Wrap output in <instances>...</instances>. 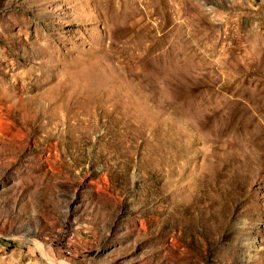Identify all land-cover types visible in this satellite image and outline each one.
<instances>
[{
	"label": "rangeland",
	"instance_id": "1",
	"mask_svg": "<svg viewBox=\"0 0 264 264\" xmlns=\"http://www.w3.org/2000/svg\"><path fill=\"white\" fill-rule=\"evenodd\" d=\"M0 264H264V0H0Z\"/></svg>",
	"mask_w": 264,
	"mask_h": 264
},
{
	"label": "bare ground",
	"instance_id": "2",
	"mask_svg": "<svg viewBox=\"0 0 264 264\" xmlns=\"http://www.w3.org/2000/svg\"><path fill=\"white\" fill-rule=\"evenodd\" d=\"M235 113V112H234ZM240 113H242V112H240ZM232 114V113H231ZM237 116V115H236ZM257 125V124H256ZM246 132V131H245ZM251 138V137H250Z\"/></svg>",
	"mask_w": 264,
	"mask_h": 264
}]
</instances>
